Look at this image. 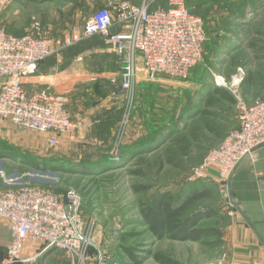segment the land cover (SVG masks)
I'll list each match as a JSON object with an SVG mask.
<instances>
[{"label":"rangeland","instance_id":"374dc122","mask_svg":"<svg viewBox=\"0 0 264 264\" xmlns=\"http://www.w3.org/2000/svg\"><path fill=\"white\" fill-rule=\"evenodd\" d=\"M79 1L12 4L0 12V29L21 36L32 32L38 22L41 33L61 46L72 24L108 4L106 0ZM185 3L202 19L205 29L202 58L187 78L159 75L149 80L138 63L135 85L125 98L119 82L109 79L123 69L124 49L106 47L98 35L68 49L58 48L50 61L59 69L70 68L73 82L63 94L77 127L62 134L14 129L20 141L9 144L15 145L12 151L0 150V188L5 187L4 181L61 196L78 195L83 230L90 240L79 264H160L154 254L180 264H221V243L158 239L142 210L166 190L179 201L194 188L207 189L209 194L196 201L188 214L205 209L217 212L199 227L224 221L219 209L230 199L227 184L231 177L220 183L190 180V175L208 151L239 126V102L249 104L262 97L264 0ZM251 43L262 55L254 56ZM51 137L55 143L49 142ZM138 143L143 148L140 152L120 158ZM57 256L47 264H72L70 256Z\"/></svg>","mask_w":264,"mask_h":264},{"label":"built area","instance_id":"2783aa9c","mask_svg":"<svg viewBox=\"0 0 264 264\" xmlns=\"http://www.w3.org/2000/svg\"><path fill=\"white\" fill-rule=\"evenodd\" d=\"M13 0H0V9ZM107 0L101 7L65 35L61 46L41 33L38 22L33 31L16 36L0 29V118L15 126L62 134L77 127L67 110L63 93L37 90L28 93L22 79L36 72L41 61L58 48L100 35L106 47L125 50L123 69L112 75L119 91L129 98L135 85L138 63L149 80L163 75L185 79L201 60L205 41L202 19L192 13L185 0ZM239 126L210 149L201 164L192 168L190 180L228 182L238 164L248 156L256 159L255 148L264 143V96L249 104L241 100ZM49 142L55 143L51 137ZM0 188V218L7 220L10 241L3 264H18L27 240L43 250L57 249L70 256L72 264L84 261L90 244L85 236L75 192L64 196L26 183ZM13 186V187H12ZM228 213L234 204L227 202ZM29 258V259H31ZM28 261V260H27Z\"/></svg>","mask_w":264,"mask_h":264},{"label":"crops","instance_id":"0c3cea01","mask_svg":"<svg viewBox=\"0 0 264 264\" xmlns=\"http://www.w3.org/2000/svg\"><path fill=\"white\" fill-rule=\"evenodd\" d=\"M31 2H27V0H13L6 7L1 8L0 12L2 14L5 13L3 11L12 4L27 5ZM76 3H81V1L77 0ZM83 20L72 24L67 33L71 32L74 26H81ZM66 34H64L63 38ZM98 38L103 43L100 35H98ZM80 41L72 44V46H75ZM72 46L67 47V49ZM52 57L50 56L41 62L34 74L22 79V85L28 93L37 90L64 93L69 84H72L73 76L70 68L64 67L59 69L57 64L50 61ZM263 95L264 88L259 91V96ZM19 128L22 129V127L15 126L8 120L0 119V150L4 148L8 151L13 150L10 148L15 147V145L9 147V144L20 141V139H15L16 136H19L17 135L18 133L16 132L17 134H15L13 132L14 129ZM254 154L256 160H253L251 156L245 157L238 164L227 184L230 198L234 204L232 214L228 213L229 209L226 204L225 207L219 209L220 213L225 215L224 221L216 225L221 231V264H264V145L256 148ZM0 161H3L2 157H0ZM2 185L8 186L4 181H2ZM9 241L10 233L7 220L0 218V264L4 262ZM37 247V244L27 240L22 249V258L26 259V261L19 262L18 264H33L32 261H35L36 264H47V261L55 255H58L57 257L60 254L62 256L65 255L62 254L63 251H61L62 253H58L59 250L57 249H55L57 251L52 249L53 252L46 249L39 256H36L39 258L32 260L31 257L39 252L40 248L38 249ZM52 260L55 261L56 259L52 258Z\"/></svg>","mask_w":264,"mask_h":264},{"label":"trees","instance_id":"16d2710c","mask_svg":"<svg viewBox=\"0 0 264 264\" xmlns=\"http://www.w3.org/2000/svg\"><path fill=\"white\" fill-rule=\"evenodd\" d=\"M28 1L41 2L46 0H27V2ZM129 1L139 2V0ZM158 3L164 4V1L159 0L157 4ZM254 45L255 44L252 43L249 44V49L254 56L258 57L262 55ZM246 79L247 78H245V80ZM248 81L250 82L249 77ZM141 147V143H138L134 146L135 150L122 153L120 158L127 159L129 153L133 154L135 152H140L143 149ZM208 194L209 192L207 189L194 188L181 200L175 201L172 193L166 190L156 194L149 203L145 204L142 215L149 229L158 239L168 237L179 240H201L208 245L217 246L221 243V231L216 226H198L202 220L209 217H216L217 212L215 210L205 209L188 214L193 204L206 197ZM153 258L160 264H180L160 254H154Z\"/></svg>","mask_w":264,"mask_h":264},{"label":"water","instance_id":"95a60500","mask_svg":"<svg viewBox=\"0 0 264 264\" xmlns=\"http://www.w3.org/2000/svg\"><path fill=\"white\" fill-rule=\"evenodd\" d=\"M261 145H264V143H263V144H261ZM261 145H259V146H261ZM259 146H257L256 148H258ZM256 148H255V150H256Z\"/></svg>","mask_w":264,"mask_h":264},{"label":"bare ground","instance_id":"6f19581e","mask_svg":"<svg viewBox=\"0 0 264 264\" xmlns=\"http://www.w3.org/2000/svg\"><path fill=\"white\" fill-rule=\"evenodd\" d=\"M222 80V79H221Z\"/></svg>","mask_w":264,"mask_h":264}]
</instances>
